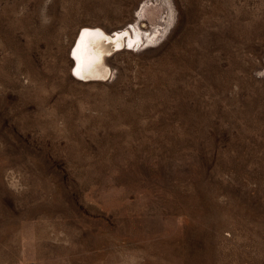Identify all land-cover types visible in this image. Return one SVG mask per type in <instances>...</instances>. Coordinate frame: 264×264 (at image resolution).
<instances>
[{
	"label": "rangeland",
	"instance_id": "obj_1",
	"mask_svg": "<svg viewBox=\"0 0 264 264\" xmlns=\"http://www.w3.org/2000/svg\"><path fill=\"white\" fill-rule=\"evenodd\" d=\"M0 264H264V0H0Z\"/></svg>",
	"mask_w": 264,
	"mask_h": 264
},
{
	"label": "bare ground",
	"instance_id": "obj_2",
	"mask_svg": "<svg viewBox=\"0 0 264 264\" xmlns=\"http://www.w3.org/2000/svg\"><path fill=\"white\" fill-rule=\"evenodd\" d=\"M115 5L116 4H114V6ZM143 40L144 37L139 35L134 24L122 31L118 30L112 35H108L105 31L99 28L84 27L78 35L70 54V58L75 63L72 69L73 77L82 81L103 80L109 72L107 69L108 67L106 68V59L109 58L113 52L119 51L122 48L133 50L136 47V44ZM77 63L79 66V75L84 77V79L78 77L77 73V77L73 74V70Z\"/></svg>",
	"mask_w": 264,
	"mask_h": 264
},
{
	"label": "water",
	"instance_id": "obj_3",
	"mask_svg": "<svg viewBox=\"0 0 264 264\" xmlns=\"http://www.w3.org/2000/svg\"><path fill=\"white\" fill-rule=\"evenodd\" d=\"M78 77H81V79H84V77H82V76H79V75H78Z\"/></svg>",
	"mask_w": 264,
	"mask_h": 264
}]
</instances>
